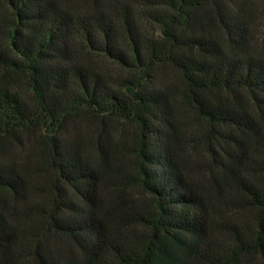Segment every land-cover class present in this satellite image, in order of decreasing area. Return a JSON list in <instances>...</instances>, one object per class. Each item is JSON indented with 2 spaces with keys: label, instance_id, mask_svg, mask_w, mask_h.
Returning a JSON list of instances; mask_svg holds the SVG:
<instances>
[{
  "label": "trees",
  "instance_id": "obj_1",
  "mask_svg": "<svg viewBox=\"0 0 264 264\" xmlns=\"http://www.w3.org/2000/svg\"><path fill=\"white\" fill-rule=\"evenodd\" d=\"M83 1L0 0V264H264V14Z\"/></svg>",
  "mask_w": 264,
  "mask_h": 264
},
{
  "label": "rangeland",
  "instance_id": "obj_2",
  "mask_svg": "<svg viewBox=\"0 0 264 264\" xmlns=\"http://www.w3.org/2000/svg\"><path fill=\"white\" fill-rule=\"evenodd\" d=\"M252 2H254V4L257 7V11L261 12L262 14H264V0H251ZM99 6L100 5H106L109 6L111 4V0H101L98 2ZM87 5L88 3L86 1L82 0V5H81V9L82 10H87ZM0 10H1V6H0ZM258 26L256 27V31H257V35L258 38L260 39V42L258 44H256V48H254L256 51H263L264 52V18H261L259 21ZM98 62L104 66L105 68H107L110 72H119L118 70H114V65L108 63V62H104L101 60H98ZM172 75V74H171ZM174 76V75H172ZM198 121H195V124H197Z\"/></svg>",
  "mask_w": 264,
  "mask_h": 264
}]
</instances>
